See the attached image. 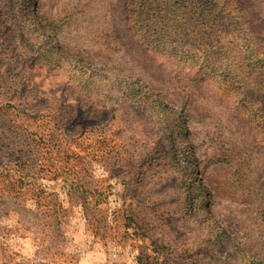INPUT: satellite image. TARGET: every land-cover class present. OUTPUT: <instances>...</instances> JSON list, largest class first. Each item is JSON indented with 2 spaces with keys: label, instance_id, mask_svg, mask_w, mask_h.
Returning <instances> with one entry per match:
<instances>
[{
  "label": "rangeland",
  "instance_id": "rangeland-1",
  "mask_svg": "<svg viewBox=\"0 0 264 264\" xmlns=\"http://www.w3.org/2000/svg\"><path fill=\"white\" fill-rule=\"evenodd\" d=\"M190 1L0 0V264H264V0Z\"/></svg>",
  "mask_w": 264,
  "mask_h": 264
},
{
  "label": "trees",
  "instance_id": "trees-1",
  "mask_svg": "<svg viewBox=\"0 0 264 264\" xmlns=\"http://www.w3.org/2000/svg\"><path fill=\"white\" fill-rule=\"evenodd\" d=\"M195 0H191L190 2H191V9H194L195 8V2H194ZM162 12V14H164V17H162V16H160V15H157V16H154V18H156V19H161L162 21H164V19H166V15L168 14L169 15V17L171 18V14H173L174 12H175V10L174 9H172V8H170L169 6H167V4H165V5H163V7L160 9V11H159V13H161ZM153 18V19H154ZM167 23V22H166ZM165 23V24H166ZM172 23H174V22H172ZM171 23V24H172ZM181 27H179V29H180ZM179 29H171V30H166L167 32H169V33H173V34H169V33H167V34H165V35H163V36H167V37H172V36H174V37H180V30ZM160 37H161V35H159ZM157 50L158 51H165V52H167V53H169V54H171V52H174L175 50H177V51H179L180 49L179 48H174V47H171V46H167V47H162V48H157Z\"/></svg>",
  "mask_w": 264,
  "mask_h": 264
}]
</instances>
